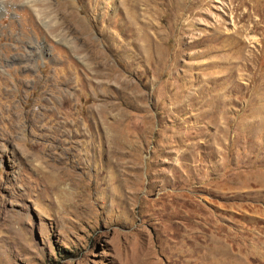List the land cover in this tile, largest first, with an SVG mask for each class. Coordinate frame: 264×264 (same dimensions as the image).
<instances>
[{
    "label": "rangeland",
    "instance_id": "374dc122",
    "mask_svg": "<svg viewBox=\"0 0 264 264\" xmlns=\"http://www.w3.org/2000/svg\"><path fill=\"white\" fill-rule=\"evenodd\" d=\"M0 264H264V0H0Z\"/></svg>",
    "mask_w": 264,
    "mask_h": 264
}]
</instances>
